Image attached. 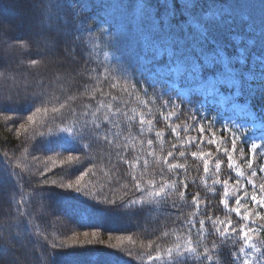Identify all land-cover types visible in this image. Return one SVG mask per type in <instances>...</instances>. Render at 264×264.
<instances>
[{
  "label": "trees",
  "instance_id": "obj_1",
  "mask_svg": "<svg viewBox=\"0 0 264 264\" xmlns=\"http://www.w3.org/2000/svg\"><path fill=\"white\" fill-rule=\"evenodd\" d=\"M85 2L102 20L93 29L74 16L71 0H0V264H173L168 249L175 253L180 245L183 251L189 241L195 251L186 264H202L200 252L211 249L216 237L205 240L199 224L190 228L193 209L174 208L176 189L163 187L186 180L189 194L204 196L203 163L191 153L217 150L208 143L194 145L184 157L175 153L164 164L177 143L167 134L162 150L154 135L164 123L163 98L157 97L160 91L171 95L164 75L174 63L192 64L181 85L199 80L198 58L222 64L225 56V74L218 75L223 84L227 73L263 71L264 0ZM27 4L29 10L23 9ZM181 15L187 23H169ZM201 19L211 20L205 30L216 52L208 50ZM161 56L166 64L159 63ZM247 80L243 89L239 82L226 85L223 93L214 90L246 104L261 120L264 97L251 85L254 80ZM204 102L201 93H194L183 101L182 113ZM145 115L153 123L144 124L141 134L139 121ZM106 119L109 126L118 124L112 131L119 148L90 135ZM22 123L27 126L21 128ZM104 131L101 127V137ZM69 156L78 159L69 162ZM218 160L220 177L235 180L220 152ZM174 161L183 167L169 169ZM222 192L219 186L216 195L207 192L210 213L221 220L230 216L238 229L246 227V220L219 206ZM79 234L87 236L73 239ZM239 243L217 240L209 253L212 261L239 264Z\"/></svg>",
  "mask_w": 264,
  "mask_h": 264
},
{
  "label": "snow or ice",
  "instance_id": "obj_2",
  "mask_svg": "<svg viewBox=\"0 0 264 264\" xmlns=\"http://www.w3.org/2000/svg\"><path fill=\"white\" fill-rule=\"evenodd\" d=\"M50 7H58V5H50ZM174 7H179L178 5H174ZM193 10L195 9V4L192 5ZM159 15V14H158ZM181 19L179 21H175V18L169 21L170 24H176L177 27L181 23H187V17L181 15ZM211 20H204L201 19L197 21L200 23L201 28L203 29L202 36L204 40L208 43V50L209 52H216V47L213 46L212 43L209 42L208 34L205 30V26L210 22ZM164 21L161 18V27H163ZM109 30L110 29V26ZM183 30L181 29V32ZM189 31H192L191 27H189ZM175 51V47H174ZM165 56V55H164ZM164 56H161V59L159 61L160 64H166V62L161 63V60ZM196 64L199 66V80L196 81V86L200 87L203 86L207 88L212 81H216L212 87L214 89H218L221 93H223V90L226 87L223 83H220L218 81V75L225 74V69L222 64H218L216 62L212 63H206L202 59H197ZM173 68L177 67V65L174 63ZM183 68V73L187 74L192 70V64L189 61H185L183 65L181 66ZM229 67H237V65L230 64ZM250 71V70H248ZM193 75L196 73L193 71ZM227 75H232L234 79L238 80L240 82V87L243 89L245 83L248 82L247 76L243 72L239 73H227ZM264 81V80H262ZM254 82V81H253ZM112 87H115V85H112ZM155 92L157 88H154L149 85ZM235 89V88H233ZM262 95H264V89H262L261 92ZM166 97V98H165ZM162 100V107L166 109H171L172 111L169 112V114L164 117L165 119H172L175 117L176 119L179 118V115L182 114L183 111V101H181L180 109H177V105L174 102L172 96H168L163 94L160 91V95L157 97V99ZM115 99V98H113ZM109 110L111 111V106L109 105ZM198 110H196L194 107L190 113L194 123L192 125V128L196 129L199 133L196 137H191L187 139L184 143H181L180 145L172 144L171 148L172 150L167 152V156L164 158V162L167 163L169 159H175L174 156V150H176L178 147H190L197 143H208L215 145L216 141L214 138L209 139L207 141L203 140L202 137L205 135L207 129L204 127L202 123H200V118L196 115ZM114 115L119 114V109H116L113 113ZM206 118V117H205ZM31 119V117H29ZM140 132L143 133V125H144V118H140ZM152 121H148V124L151 126ZM209 125H211V122H209ZM117 123H113L111 126H109L108 119L105 120L103 125H94V128L90 135L93 137V139H103L105 143L109 144H116V147H121L119 144L116 143L118 134L114 133L112 130L117 127ZM103 127L105 129L103 136H100V129ZM87 125H85L84 131H87ZM181 131H189L190 129H180ZM112 132V139L109 138V133ZM171 132L173 135H175L179 139V133L177 132V127H171ZM155 137L161 141V149L163 150V137L165 136V133L162 131H156L154 133ZM147 144L151 146L153 144L152 139L147 140ZM264 148V143L261 145L252 144L249 148V155L245 157V163H247L248 169L250 170V175L252 177H256L260 173H264V166H261L257 168L256 170H253L254 168V160L253 157L260 154V149ZM232 150H236V143L233 139L232 141ZM152 154V153H150ZM223 154L225 157H227L228 160V169L231 172L233 169V165L231 163V156L228 153V149L225 148L223 150ZM241 154H243V150H241ZM116 155L122 160L124 163H128L127 160L124 159L123 156L120 155L119 152L116 153ZM179 155L181 157L185 156V152L181 151L179 152ZM207 155H211V153H208ZM191 156L193 159H199L203 163V175L199 178L201 182L203 183L204 188L206 189V193L204 196H201V193L195 192L192 194L188 193V182L186 180H177L172 181L167 185L168 187L176 189V195L179 203L177 201H173V207L174 208H180L183 210L184 208H191L193 211L191 212V216L193 219L189 222L190 228L194 227L196 224H199L200 228L198 230L199 233H203L204 239L206 240L209 236H215L211 241V249L208 247H204L202 251L200 252V257H202V264L203 260H207L208 264H215L214 261H212V258L210 256V251L216 249L217 247V240H219L220 243H224L225 241L232 240V242L235 244L237 241H239V247L237 248V251L235 252V259L239 261V264H264V238H262L261 234L264 233V214L261 213L260 209H264V184H261L258 191H255L251 196L247 194L246 188L252 187L253 189L256 188V185L253 180H247L246 182V188L241 189L239 187V180L234 181L236 184V188L229 189V183L230 179H222L219 175L220 169H221V162L217 159L215 161V170L210 171V165L208 163V160L206 158V154L204 153H197L192 152ZM74 159H78V157L69 156L68 161L71 162ZM177 167H183L182 165H175V164H168L169 169L177 168ZM238 175H242V173H239ZM193 183H195V180H193ZM179 185L183 186V189L180 190L178 187ZM217 186L223 189L222 195L219 199V206H222L223 209H225L228 213H234L237 217H239L242 220H248V225L244 228H236L233 225V221L230 218V216L225 215L224 219H219L218 217L214 216L210 213V209L212 207L211 201L207 198V192H211L213 195H216ZM63 187V185H61ZM138 187V185H137ZM68 189H72L73 185L68 184ZM77 191L79 189L77 188ZM159 195V193H157ZM191 196V200H188V196ZM243 199H248L251 201V204H255L257 207L256 211H252L250 214L247 213V209L241 210V203L243 202ZM259 196V199H258ZM235 204V207L232 206V204ZM252 217H255L256 220L259 221V223H256V220H253ZM211 225V229L209 230L206 226ZM255 225V227H253ZM252 233V234H250ZM253 234L256 236V240H253ZM167 235V233H165ZM198 243H203V241H198ZM181 247L178 245L175 253H173V250L171 248L168 249V257L173 261V264H186L188 254L195 251L194 247L192 246V242H188V246L184 248L183 251H181ZM151 258V257H150ZM155 259H159V257H156Z\"/></svg>",
  "mask_w": 264,
  "mask_h": 264
},
{
  "label": "rangeland",
  "instance_id": "obj_3",
  "mask_svg": "<svg viewBox=\"0 0 264 264\" xmlns=\"http://www.w3.org/2000/svg\"><path fill=\"white\" fill-rule=\"evenodd\" d=\"M71 6L73 7L74 16L80 17L82 22L87 27L89 26L90 29H93L96 24L102 23V20L99 17H96L92 8L86 5L85 0H71ZM28 8H29L28 4L23 6V9L25 10ZM1 21L3 20L1 19ZM28 36L31 37L30 40L32 41L33 36H31V34ZM37 51L39 53L42 52L39 50ZM53 57L51 59H53ZM51 59L50 62L52 63ZM220 62L224 65L226 64V58L224 55H221ZM181 66L182 65L177 64V67L175 68L172 67L170 69L169 75L166 74L164 75V77L169 76L168 79H166V84H167L166 90L172 89L170 96H172L174 102L177 105L178 110L180 109L181 106V103H179L178 99L186 101L194 93L196 94L201 93L203 95L205 102L203 104L195 103L194 108L198 110L196 115L200 118V123H202L204 127L207 129L202 139L207 141L209 139L214 138L216 141V144L214 146L216 147L217 151L214 154L209 152L211 153V155H207L208 152L205 153L208 163L210 165V171H213L215 169V161L218 159V153L220 152L221 154H223V150L227 148L228 153L231 156V163L233 165V169L231 170V172L229 171L227 166V172L236 177L235 180H232L231 176H228L227 179H230L229 189L231 190L237 187L236 184L234 183V181L236 180H239V187L241 189L246 188L247 180H253L256 185V188L253 189L250 186L246 188L247 194L251 196L255 191L259 190L261 184H264V173H260L256 177H252L250 175V170L248 169L247 163H245V157L249 155V148L251 147L252 144L261 145L262 143H264V119L257 120L256 116L253 115L250 111H248L245 105L238 104L235 101H233L229 94L217 93L212 87V85H214V81H212L207 88L203 86L197 87L196 83H191L192 82L191 78L188 75L187 80L191 84L181 85L182 82L181 78L183 75V68ZM245 75L247 76L248 79L255 80V83H253L254 88L258 90L260 97H264V95L261 94L262 89H264V81H262L264 80V70L258 71L257 73L247 72ZM5 78L7 79V77ZM224 84L227 86L230 85L238 86L239 82L238 80L234 79L232 75H228L225 76L224 78ZM171 111H172L171 109L163 108L162 119L164 123L163 126L159 127L158 131L164 132L165 136L169 134L171 138L175 140L177 145L184 143L187 139L191 137H196L199 135L198 131L192 128L194 121L190 115L191 112L187 114L185 113L180 114L178 119H176L175 117H173L172 119H165L164 117H166ZM144 117H145L144 124L147 125L148 119L146 118V115ZM245 118H248V120H246ZM209 122H211V125H209ZM26 126H27L26 123H22L20 127L25 128ZM171 127H177V132L179 133V139L172 134ZM181 128L190 129V130L181 131L180 130ZM233 139L235 140L236 143L235 151L232 150ZM200 144L201 143H197L194 145H200ZM192 146L177 148L174 154L175 153L178 154L181 151L186 153V150L191 148ZM241 150H243V154H241ZM259 151L260 154L253 157L254 160L253 170H256L257 168L264 166V148H261ZM178 156L179 157L177 158H182L179 154ZM164 164L166 163L164 162ZM173 164L179 166L181 163L174 161ZM227 164H228V160H227ZM179 168L180 167H177L176 169ZM239 173H242V175H238ZM167 185L168 183H164L163 191L167 189L168 187ZM242 200L243 202L241 203L240 207L242 211L244 209H247V213H245L246 215L250 214L252 211L257 210L256 205L251 204L250 200L243 199V195H242ZM233 207H235V204L233 205ZM260 211L262 214H264V209H260ZM252 219L256 220L255 217H252ZM246 221L248 222V220ZM256 223H259V221L256 220ZM83 236H87V235L85 234L75 235L73 236V239L79 240ZM91 237L89 235L88 240H90ZM253 240L254 241L256 240V236L254 234H253Z\"/></svg>",
  "mask_w": 264,
  "mask_h": 264
}]
</instances>
